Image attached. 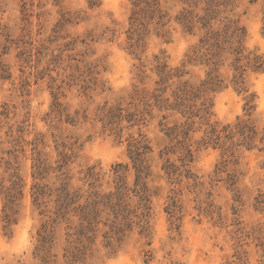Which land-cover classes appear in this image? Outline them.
I'll use <instances>...</instances> for the list:
<instances>
[{
    "label": "rangeland",
    "instance_id": "374dc122",
    "mask_svg": "<svg viewBox=\"0 0 264 264\" xmlns=\"http://www.w3.org/2000/svg\"><path fill=\"white\" fill-rule=\"evenodd\" d=\"M139 2L0 0V264H264V139L211 130L264 136V0ZM186 11L238 22L246 93Z\"/></svg>",
    "mask_w": 264,
    "mask_h": 264
},
{
    "label": "trees",
    "instance_id": "16d2710c",
    "mask_svg": "<svg viewBox=\"0 0 264 264\" xmlns=\"http://www.w3.org/2000/svg\"><path fill=\"white\" fill-rule=\"evenodd\" d=\"M90 3H93L94 0H89ZM140 0H133L134 7L137 9L139 7ZM194 7V6H193ZM209 18L207 16L199 17L198 15L194 14L193 11H186L182 17V25L184 28L190 32L197 24H200L201 30L203 31L206 38V41L212 39V57L215 59L214 63L218 62L221 65L224 63L223 57L224 55L230 56L232 62L230 64V68L233 71L234 75L232 77V85L236 88L238 92L244 91V73L246 66L241 65V61L245 58L243 56V38H244V31L242 28L239 27L238 22L228 21L226 25V29L223 33L220 32H212L210 27L207 25ZM212 36V37H211ZM225 45V48L223 46ZM220 65V66H221ZM249 67L253 69L257 73H264V59L261 56H254L251 64ZM219 81H216V83ZM250 102H248V105ZM250 110V108H248ZM212 134L216 132V139L218 141L219 137L217 132L227 133V140L229 143H234V139L236 138L238 141L241 142V146L244 147L246 150L258 149L255 145V142L258 143L263 142L264 136L258 139V133L256 132L255 128L250 126L249 122L247 121H239L232 125L226 126L222 129V131H217L214 127H211ZM225 133V134H226ZM237 143V142H236ZM217 145V144H216ZM223 147V146H222ZM146 148L143 146L141 142H132L128 145V153L131 157V160L136 166H139L142 163V150ZM263 151V150H262ZM41 168V167H40ZM39 169V168H38ZM143 170V169H142ZM45 186H35L33 188V198L34 203L38 204L40 199L45 191ZM65 188L61 189V195L57 197V203L63 202L64 198L68 196L65 192ZM14 195L6 192L4 193V210H3V228L7 230L12 222V216L14 215Z\"/></svg>",
    "mask_w": 264,
    "mask_h": 264
}]
</instances>
